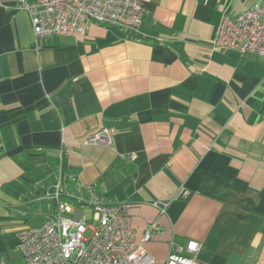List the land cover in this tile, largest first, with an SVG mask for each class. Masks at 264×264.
<instances>
[{
    "label": "crops",
    "instance_id": "1",
    "mask_svg": "<svg viewBox=\"0 0 264 264\" xmlns=\"http://www.w3.org/2000/svg\"><path fill=\"white\" fill-rule=\"evenodd\" d=\"M140 1L136 28L36 38L0 0V264L22 263L16 233L50 213L51 152L80 191L130 202L157 261L195 241L206 264H264V60L211 46L223 15L260 0ZM103 127L109 146L89 141Z\"/></svg>",
    "mask_w": 264,
    "mask_h": 264
},
{
    "label": "built area",
    "instance_id": "2",
    "mask_svg": "<svg viewBox=\"0 0 264 264\" xmlns=\"http://www.w3.org/2000/svg\"><path fill=\"white\" fill-rule=\"evenodd\" d=\"M18 7L29 14L36 38L80 33L86 21L136 28L143 15L140 0H18ZM211 46L240 55L254 53L264 60V0L234 17L223 15ZM110 131L103 127L89 141L109 146ZM51 154L59 160L54 181L36 196L48 203L50 213L42 223L16 233L21 264H206L197 259L200 244L195 241L185 248L171 244L166 258L157 261L134 239L130 202L106 200L92 187L80 191L76 176L63 171L61 154ZM167 204L153 202L159 214L165 213ZM84 208L89 209V218ZM154 227L152 223L145 230L142 241L149 239Z\"/></svg>",
    "mask_w": 264,
    "mask_h": 264
},
{
    "label": "trees",
    "instance_id": "3",
    "mask_svg": "<svg viewBox=\"0 0 264 264\" xmlns=\"http://www.w3.org/2000/svg\"><path fill=\"white\" fill-rule=\"evenodd\" d=\"M52 163L55 165V170H56V168H57V166H58V163H59V160L56 158V159H54V160L52 161ZM61 166H62L63 171H64L65 173H70V170L64 167V165H63V159H61Z\"/></svg>",
    "mask_w": 264,
    "mask_h": 264
},
{
    "label": "rangeland",
    "instance_id": "4",
    "mask_svg": "<svg viewBox=\"0 0 264 264\" xmlns=\"http://www.w3.org/2000/svg\"><path fill=\"white\" fill-rule=\"evenodd\" d=\"M84 209H85V214H86L87 218H89L90 217L89 209L88 208H84ZM86 235H87V233H86Z\"/></svg>",
    "mask_w": 264,
    "mask_h": 264
}]
</instances>
